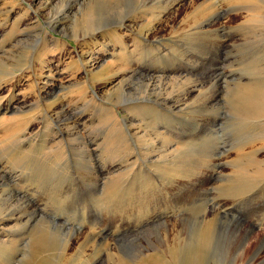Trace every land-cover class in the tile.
<instances>
[{"label": "rangeland", "instance_id": "obj_1", "mask_svg": "<svg viewBox=\"0 0 264 264\" xmlns=\"http://www.w3.org/2000/svg\"><path fill=\"white\" fill-rule=\"evenodd\" d=\"M263 21L0 0V264H264Z\"/></svg>", "mask_w": 264, "mask_h": 264}, {"label": "bare ground", "instance_id": "obj_2", "mask_svg": "<svg viewBox=\"0 0 264 264\" xmlns=\"http://www.w3.org/2000/svg\"><path fill=\"white\" fill-rule=\"evenodd\" d=\"M241 1H242V0H241ZM247 1H248V0H247ZM260 1H263V2H264V0H260ZM263 22H264V21H263ZM262 95H263V94H262ZM261 106H262V105H261ZM213 209H215V208H213ZM213 211H216V210H213ZM216 212H217V211H216ZM253 224H254V223H253ZM249 227H250V226H249ZM249 227H248V228H249ZM251 227H252V226H251ZM252 229H253V228H252ZM248 232H249V230H248ZM201 246H202V245H201ZM241 254H243V251H241ZM150 257H151V256H150ZM180 258H181V256H180L179 254H178V257H175V260L178 261L177 263H179V264H180V261H181ZM197 258H198V257H197ZM175 260H174V261H175ZM179 260H180V261H179ZM193 262H194V261H193ZM198 263H199V262H198ZM195 264H196V263H195Z\"/></svg>", "mask_w": 264, "mask_h": 264}]
</instances>
